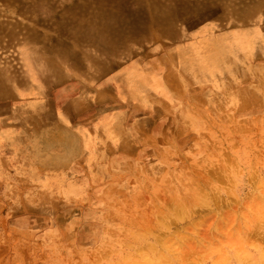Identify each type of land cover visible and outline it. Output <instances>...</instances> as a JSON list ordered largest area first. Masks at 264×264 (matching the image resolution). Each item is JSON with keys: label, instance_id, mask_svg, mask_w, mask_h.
Segmentation results:
<instances>
[{"label": "bare ground", "instance_id": "bare-ground-1", "mask_svg": "<svg viewBox=\"0 0 264 264\" xmlns=\"http://www.w3.org/2000/svg\"><path fill=\"white\" fill-rule=\"evenodd\" d=\"M113 7L115 12L103 14H99L98 9L96 16L103 18L100 23L82 22L79 26L84 29V35L79 36V30L73 29L72 43L64 38L60 28L55 36L32 33L21 42L23 56L19 58V66L11 68L7 58L1 59L0 130L7 136L0 133V141L5 142L4 148H9V142L14 143L26 160L24 173L19 171L23 175L14 177L6 197L14 200L19 192L30 189L29 198L23 202L27 205L21 209L30 211L44 207L45 195L52 193L27 182L29 176L40 177L35 173L36 165L62 169L80 158L79 135L59 124L66 113L83 109L92 101H101L106 93H110L111 100L118 101L114 105L134 102L136 107L128 113V118L117 116L105 124L106 127L90 132L93 142L90 164L93 169L97 164L108 166L112 158L118 156L120 160H135L129 164L137 165H124L118 160L106 168L117 177L101 193V199L106 198L108 202L101 208L104 214L99 216L100 221L110 218L107 208L112 212L120 211L113 210L118 205L122 209L137 207L139 212L151 215L153 221H140L132 213L129 222L124 219L123 224L108 226L109 234L102 245L108 249L122 245L117 235L128 234L138 248L146 245L145 252L137 257L141 264H182L187 255L180 248L175 252L177 240H181L182 245L192 246L195 242L197 246L214 233L191 237L193 242L190 243L188 238L170 231L171 223L180 226L178 224L186 219L192 221L189 209L196 206L217 213L213 204L217 197L202 192V187L215 182L213 177L226 169L220 157L217 160L213 157L220 153L211 155V151L200 147L205 137L187 147V151L192 152L198 145L203 154L195 156L190 166L185 162L166 163L169 159L157 147L167 146L169 152L174 153L173 139L163 137V132L172 131L175 126L193 130L198 122L200 129L216 141L213 146L221 143V147L226 135L217 129L216 121L223 117L227 123H235L232 115H222L225 99H229L228 105L233 102V109L245 110L255 102L257 94L264 91L261 86L264 84V0H136L133 4L114 0ZM209 22L217 24L209 26ZM9 34L10 44H15V33ZM154 51L159 53L151 59L149 55ZM239 82L256 83L257 87L251 88L257 89V94L248 88L237 93ZM91 93H95L94 96ZM162 115L164 126L152 129L151 133L150 126L144 122L150 123L151 119ZM13 129L22 131V136L11 138L9 134ZM218 135L224 136L222 142ZM128 139L154 146L152 152H148V148L141 149L138 157L131 158L125 153ZM257 140L260 142L257 159H264V133ZM153 158L165 163L162 171L160 166L150 163ZM207 163L210 168L204 169ZM115 167L119 171L124 168L138 185L143 183L151 190L143 191L132 182H123L119 177L121 172ZM182 167L199 169L187 177L181 172ZM97 173L103 177V170L95 171L94 175ZM248 178L261 185L253 187L251 193L237 196V208L242 206L247 210L255 204L249 213L250 224L241 226L243 219L241 213L237 214L240 235L234 238L235 244L226 247L235 250L234 255L228 250L223 251L222 257H227L228 253L236 258L237 264H264V181ZM4 200L1 198L0 203H5ZM14 209L17 210L16 207L11 210ZM235 221L233 216L226 217V222ZM152 222L156 223L151 227ZM159 226L167 235L152 238V230ZM138 228L143 229L142 234L131 230ZM212 245L204 246L207 250ZM191 264L197 263L192 261Z\"/></svg>", "mask_w": 264, "mask_h": 264}, {"label": "rangeland", "instance_id": "rangeland-1", "mask_svg": "<svg viewBox=\"0 0 264 264\" xmlns=\"http://www.w3.org/2000/svg\"><path fill=\"white\" fill-rule=\"evenodd\" d=\"M126 1L128 4L136 2V0ZM113 2L114 0H0V62L3 63L2 58H7V63L11 68L19 66V58L23 56L21 42L23 39L26 40L28 35L30 37L32 33L55 36L56 30L60 28L64 38L72 43L74 39L70 33L73 29L79 30V36L84 35V29L79 25L82 22L89 24L92 20L100 23L103 18L96 16L98 9L99 14L115 12ZM216 24L217 22H209V26ZM9 32L15 33V44H10L9 36L11 34L8 35ZM193 49L194 47L190 51ZM158 53L159 51H154L149 56L152 59ZM255 64L258 63L255 62ZM4 66L1 64V67ZM253 85L257 87L256 83ZM253 85L251 82L245 84L239 82L237 83V93L244 91L245 88L252 89ZM261 86L264 89V84ZM253 91L257 94V89ZM94 94L91 93L92 96ZM111 98L110 93H106L101 101H92L83 109L74 113H66L64 120L60 119V126L79 135L81 156L62 169L36 165L35 173L40 177L31 178L29 176L27 182L42 189L47 188L46 193H52L51 196L45 195L46 204L42 208L30 211L21 209L27 205L23 202L29 198L30 189L19 192L14 200L7 199L6 192L12 187L14 177L23 175V164L26 160H24L20 148L14 143L9 142V148L8 146L4 148L5 142L0 141V199L6 200H4L5 203H0V264H9L8 262L10 264H141L137 257L140 252H145L146 245H142L141 249L138 248V245L128 234L117 235L116 238L118 241L122 240L123 244L111 246L109 248L111 251L102 245L103 240L109 234L108 226L117 225L118 222L123 224L125 223L124 219L129 222L132 213L137 218L139 217L140 221L141 219L145 221L152 219L153 221L151 215L139 212L137 207L130 208L128 206L122 209L120 205L113 209L120 210L116 212L107 208L110 218L105 220L102 218L100 221L99 216L104 214L101 208L106 207L108 202L106 198L101 199V193L117 177L115 173H109L106 168L109 169V165L118 160L124 165L135 161L120 160L118 156H114L108 166L97 164L93 169L90 164L93 159V154L91 153L92 158L89 155L93 151L90 132L94 128L106 127L107 123L117 116L125 115L127 116L125 118H128V113H131L136 107L134 102L129 105H114L115 101H118L111 100ZM255 98V102L245 110L237 107L233 109V102L228 105L229 99H225L226 106L222 115L223 113L228 117L232 115L235 120L233 123L235 128L223 117H221L222 120L219 118L216 121L217 129L224 131V135H226V139L224 138L226 141L221 147V143L213 146L216 141L212 140L209 133L200 129L199 122L198 126L191 128L193 130L175 126L172 131L163 132V137L173 139V150L175 151L174 153L169 152L170 149L168 150L167 146L157 147L158 151L169 159L166 163L182 164L185 162L190 166L195 156H203L200 148L203 147L211 151V155H215L216 152L220 153L213 157L216 160L220 157L224 164L223 167L226 169L219 172L217 177H213L216 179L215 182L202 187V192L208 193L211 197H217L218 200H213L217 213L196 206L189 209L191 216L189 217L192 218V221L189 222V219H186L178 224L180 226L171 223L170 231L182 238H188L190 243L193 242L191 237L201 238L209 233H214L210 239L204 240L203 245L195 246V242L193 243L195 245L192 246L182 245V241L177 240L174 244L175 252L180 248L184 255H187L182 264H191L192 261L197 264H237L235 257L228 253H226L227 257H222V254L223 251L229 250L226 247L235 244L234 238L237 239L240 235V230L237 228V214L241 213L240 218L243 219L241 226L250 224L249 213L255 206L252 203L247 210H243L242 206L237 208V196L242 197L248 192L251 193L254 191L253 187H261V185L249 181V176L257 178L258 181H264V159L261 157L257 159V150L260 148L257 137L264 133V91L258 93ZM237 105H240V102L237 101ZM53 106L58 108L56 103ZM55 110L57 112L58 109ZM160 118H164V116L151 119L150 123L144 122L150 126L151 133L152 129L157 128L158 130L164 126V121ZM236 130L237 132H235ZM11 132L9 134L11 138L22 136V131L19 129H13ZM0 133L2 136H7L2 129ZM128 135L127 131V137ZM131 136L133 138L132 134ZM202 137H205L206 141L201 142L200 147L196 145L194 151L188 152L187 147L195 145V141L198 138L202 140ZM223 137L218 135L221 142ZM101 142L104 143V141ZM152 147L154 146L144 142H131L128 139L125 153L131 158H136L141 149L148 148L150 149L148 152H152ZM246 153H248V157H246ZM248 158L250 159L248 160ZM150 163L160 166L161 171L165 167V163H159L154 158ZM208 164L210 163L203 166L204 169L210 168ZM129 165L137 167L136 163ZM100 169L105 173H103V177L98 173L95 176L94 172H99ZM115 170L119 171L116 167ZM122 170L119 171L121 172L119 177L124 180L123 182L127 184L132 182L134 187L143 191L151 190L143 183L138 185V182L134 181L135 177H130L124 168ZM197 170L181 168V172H184L187 177L193 176ZM157 176L160 175L157 174ZM125 198L127 200V197ZM14 207L17 210H11ZM227 216H233L236 219L235 223L226 222ZM154 223L156 222L150 224L151 227ZM138 229L131 230L133 233L142 234L143 229ZM195 233L199 236H196ZM166 235L164 228L159 226L152 230L150 236L165 238ZM211 243L212 247L206 250L204 245ZM229 251L234 255L235 250ZM14 256L17 257L11 261Z\"/></svg>", "mask_w": 264, "mask_h": 264}]
</instances>
